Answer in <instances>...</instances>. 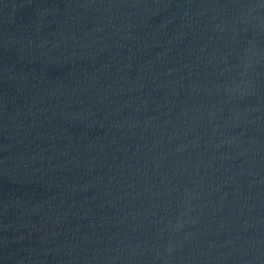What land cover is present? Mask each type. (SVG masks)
<instances>
[{"label":"water","instance_id":"water-1","mask_svg":"<svg viewBox=\"0 0 264 264\" xmlns=\"http://www.w3.org/2000/svg\"><path fill=\"white\" fill-rule=\"evenodd\" d=\"M196 0H0V74Z\"/></svg>","mask_w":264,"mask_h":264}]
</instances>
